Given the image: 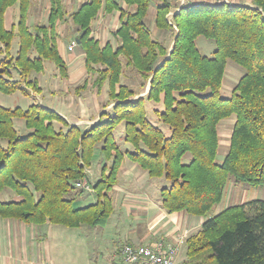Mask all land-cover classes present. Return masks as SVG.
I'll return each mask as SVG.
<instances>
[{
  "label": "trees",
  "instance_id": "16d2710c",
  "mask_svg": "<svg viewBox=\"0 0 264 264\" xmlns=\"http://www.w3.org/2000/svg\"><path fill=\"white\" fill-rule=\"evenodd\" d=\"M152 1L156 11L150 23ZM49 2L48 24L31 28L27 19L33 0H0V92L41 94L33 76L44 72L47 61L68 80L58 27L70 22L87 74L96 76L98 97L107 84L108 101L102 110L112 109L85 130L40 103L26 110L0 107V193L11 190L17 198L0 202V218L39 229L103 226L114 211L111 193L125 158L151 179L169 182L160 191L169 214L206 218L222 203L231 180L264 187V0L243 6L87 0L71 14L64 0ZM15 5L19 21L7 29L5 14ZM101 13L120 14L114 33L117 47L102 45L92 35ZM153 28L171 36L172 45L156 39ZM199 37L215 42L213 57L201 55ZM16 39L19 48L13 55ZM228 61L246 73L231 97L222 98ZM125 68L140 78L138 90L122 83ZM148 87L147 95L139 97ZM82 88L75 90L78 96ZM234 116L229 151L219 162V126ZM14 119L25 121L28 134H18ZM120 125L121 145L114 136ZM99 154L102 175L92 188L89 169ZM82 182L85 186L77 187ZM87 187L97 202L75 207ZM183 264H264V201L232 206L206 218L187 238Z\"/></svg>",
  "mask_w": 264,
  "mask_h": 264
},
{
  "label": "crops",
  "instance_id": "0c3cea01",
  "mask_svg": "<svg viewBox=\"0 0 264 264\" xmlns=\"http://www.w3.org/2000/svg\"><path fill=\"white\" fill-rule=\"evenodd\" d=\"M252 1L253 0H179L175 3L180 5L206 3L212 5L228 4L243 6L251 5ZM48 3L47 6H44L43 0H33V5L28 13V26L32 28L36 25L46 26L48 24L50 10L49 0ZM83 3L84 0H64L69 14L76 11ZM115 14L117 31L121 22L120 14ZM152 16L155 17L154 14ZM19 17V5L10 7L5 14V27L11 29L13 26L17 25ZM153 22L154 18L152 23ZM58 32L61 36L58 40L59 54L68 66V79L71 81L83 79L87 75V70L85 67V56L82 50L77 45L73 52L68 51L71 42H77L78 34L74 32L70 22L61 23L58 27ZM155 33H157V30L153 28V34ZM92 35L95 37L94 26L92 27ZM96 39L101 42L100 37ZM64 41H68L67 46ZM108 42L109 41L101 43L105 45ZM12 54L14 55L16 53L12 52ZM148 91L149 88L146 93H142L139 97H145ZM223 93H225L224 83L222 88V94ZM52 94L58 106L56 105L51 108L63 116L69 124L80 126L85 130L98 122L103 112L107 110H102L103 104H106L108 101L107 93L104 91L100 97L94 94L93 101H86L83 99L84 97H81L82 102L79 103L80 109L77 115L72 113L70 108L61 102L58 94L54 93V91ZM150 104L151 103H147V106ZM110 107L112 109V106ZM111 109L109 111H111ZM151 111L148 109V116H150L149 113ZM221 136L222 134L220 137ZM151 181H153V179L149 177L147 172L141 170L137 164L131 162L128 158L123 160L118 175V183L111 193L114 211L108 222L103 226H107L109 221H118L120 224L125 222V224H123L121 233L116 235L114 239L111 238L113 247L108 261L104 262V264H120V252L125 245H150L158 241H163L167 246H175L179 243L180 238H184L185 242L180 247L179 258L182 264L186 260V240L189 236L200 230L206 218L194 217L186 212L174 214L167 213L161 203V189L159 186L153 185ZM242 192L244 191H238L236 195L235 192H233V197L231 196L229 199L225 198V195L224 198L227 201L226 207H232L233 205L231 204H234V202L237 203L239 200H241V204H244L246 201V192L245 195L241 194ZM1 193L6 194V198L8 199L6 202L17 200L11 190H4ZM117 211H120L119 214L122 218H116L118 217ZM113 216H115V219L112 218ZM197 218L199 220H197ZM54 227L56 226L50 225L45 227L48 235L41 236L40 229L34 225H27L15 219L0 218V264H51L53 259L50 256L49 248L45 251V246H49V242L52 241L51 238L52 232L55 229ZM93 229L95 231L97 230L96 228ZM80 234L79 237L84 241V237H90L91 235L87 230ZM89 264L93 263L90 261Z\"/></svg>",
  "mask_w": 264,
  "mask_h": 264
},
{
  "label": "rangeland",
  "instance_id": "374dc122",
  "mask_svg": "<svg viewBox=\"0 0 264 264\" xmlns=\"http://www.w3.org/2000/svg\"><path fill=\"white\" fill-rule=\"evenodd\" d=\"M87 0H84V2ZM179 0H176V2ZM48 0H43V5L47 6ZM149 10V16L147 18L153 21V14L155 15V6L154 2H151ZM116 14H104L101 13L99 18L94 21V30H95V38L100 37L101 42L105 43V41L111 42L115 47H117V41L114 37V33L116 32ZM147 23V21H146ZM104 35V36H102ZM154 37L159 40H164L168 47L172 45L171 36H167L166 34L155 33ZM167 37V38H166ZM65 45H68V41H64ZM196 45L201 53V55L206 57H213L214 52L216 50V44L214 41L208 40L204 37H199L196 40ZM60 47V45H59ZM19 48V40L16 39L13 42L12 52H17ZM67 51V48H66ZM4 59V56L0 55V62ZM56 65L50 61L45 62V70L40 74H35L33 79H37L40 87L43 89L41 94H37L35 96H26L21 92L5 95L0 92V107L15 109L21 108L26 110L33 103L43 104L45 107H53L58 106L56 100L53 97L54 93L58 94L61 102H63L68 108H70L71 112L77 115L79 112V103L82 102L81 97H84L86 101H93L94 94H96V88L94 86V81L96 76L91 74H87L83 79L80 80H63L59 73ZM246 70L236 63L232 61H228L226 67V75L224 79V92L221 94L222 98H229L236 87L239 80L244 76ZM13 74H15L13 72ZM57 79V80H56ZM86 83V86L82 88ZM140 78H137L136 75L128 68L124 70V76L122 78V83L128 86H131L134 89L138 90V86L140 85ZM77 88H82L81 96H78V93L75 91ZM149 88V87H148ZM147 88V89H148ZM147 89L143 91L146 93ZM107 84L104 87V92L107 93ZM94 95V96H93ZM111 109L107 108V111ZM111 112V111H109ZM104 113V112H103ZM234 120L235 116L231 119L224 120L219 127V133L222 136L220 137V146L218 151L217 159L219 162L223 161L225 156L227 155L230 147V135H232V131L234 128ZM14 126L20 136H24L28 134V130L25 126V121L22 119H14ZM228 130V131H227ZM227 131V132H226ZM124 132V125H120L114 133L116 141L120 143V136ZM99 157L92 167L89 169V177H90V186L93 188L92 182H97L101 178V170L103 168V156L99 154ZM190 156V155H188ZM190 157L185 159V162L189 161ZM111 163H108L107 166L110 167ZM100 175V176H99ZM84 184V182H82ZM153 185L159 186L160 189L163 188L166 184H169L166 180H153L151 181ZM84 194L77 198L75 202V207H85L88 205H92L97 202V196L93 192V189L84 188ZM238 191H244L241 194L245 195L246 192V202H250L254 199H259L264 201V187H252L245 183H237L234 180H231L230 184L227 186L225 192V198L233 197V192L235 195ZM15 196V195H14ZM6 194L0 193V202H6L8 199L6 198ZM223 199L222 203L216 206L206 217L212 218L220 212L227 209L226 207V199ZM243 203V202H242ZM228 205V204H227ZM233 206L242 205L241 200L237 203L231 204ZM120 212V211H119ZM117 211L118 218H122L121 215ZM113 216L112 218H114ZM201 218V217H199ZM115 219V218H114ZM197 220H199L197 218ZM123 224H120L118 221H109L107 226L96 227V231L93 228L88 226H84L78 229H70L63 226L54 227V231L52 232V241L49 242V246H45V251H50V256L53 259L51 264H89L91 261L93 264H104V262L108 261L110 252L112 250L111 238L114 239L116 235L121 233ZM85 230L89 232L90 237H84L85 241L79 237L80 233H83ZM40 235H48L46 232V228H40ZM94 236V239H93ZM119 241V240H118ZM121 243V240H120ZM45 254V253H44Z\"/></svg>",
  "mask_w": 264,
  "mask_h": 264
},
{
  "label": "built area",
  "instance_id": "2783aa9c",
  "mask_svg": "<svg viewBox=\"0 0 264 264\" xmlns=\"http://www.w3.org/2000/svg\"><path fill=\"white\" fill-rule=\"evenodd\" d=\"M76 47L77 42L73 41L68 51L73 52ZM84 186L80 183L77 185ZM184 242V238H180L175 246H167L163 241L150 245H125L120 252V264H182L179 253Z\"/></svg>",
  "mask_w": 264,
  "mask_h": 264
},
{
  "label": "water",
  "instance_id": "95a60500",
  "mask_svg": "<svg viewBox=\"0 0 264 264\" xmlns=\"http://www.w3.org/2000/svg\"><path fill=\"white\" fill-rule=\"evenodd\" d=\"M77 44H79V42H77ZM172 51V50H171Z\"/></svg>",
  "mask_w": 264,
  "mask_h": 264
}]
</instances>
